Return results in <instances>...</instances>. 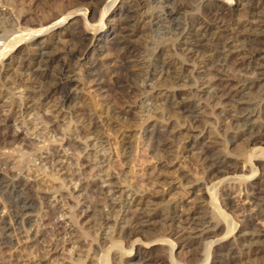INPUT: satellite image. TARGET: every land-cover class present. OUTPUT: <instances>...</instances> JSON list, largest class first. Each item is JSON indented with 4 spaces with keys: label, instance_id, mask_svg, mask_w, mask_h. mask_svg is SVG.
I'll use <instances>...</instances> for the list:
<instances>
[{
    "label": "bare ground",
    "instance_id": "1",
    "mask_svg": "<svg viewBox=\"0 0 264 264\" xmlns=\"http://www.w3.org/2000/svg\"><path fill=\"white\" fill-rule=\"evenodd\" d=\"M17 1L19 2L18 6L20 7L19 8L20 13H17L18 17H17L15 22L13 21L14 22L13 26H11L12 22L8 21L11 24L10 25L11 27H9L11 29L7 30L3 26L2 23L7 16H9V17L13 16L12 11L11 10H0V80H4L3 85H0V145L5 146V147H11L14 149H17L15 147L18 146V152H22L23 146L21 144L24 141L23 137H22V128L23 127H25V129L28 128V130L31 129L34 131H40L41 130L40 126H42V129L47 134L46 138H51V140L57 139V137L59 135L58 132H60V133L62 132V131H58V130L60 128H62L61 124H63V122L65 121L64 117H66V114L64 113V108H65V106H67V109L70 111L72 110L74 112V114L77 116V118L79 119V121L78 120L77 121L79 122L80 125H79V128L77 129V131L75 132V135H77L78 138L80 137L82 139V141L84 140L83 142H85V141L89 142L91 144V146L94 148H97L99 145H100L99 148L102 147L105 143L103 141L104 140V137H103L104 131L102 132V134L99 131V130H101L100 129L101 124L104 123L108 129H111L113 126L112 124L115 123L114 121H118L121 119V117H126L129 114L131 115V112L133 111L132 107L134 105L132 107H130L129 106L130 103H129L127 107H124L123 109L117 110L114 107V105L113 106L111 105L114 102H111V104H110L111 100L110 101L104 100L105 99L104 98V99H102L103 102L100 105L99 110H93L92 108H88L89 106L88 107L85 106L84 105L85 102L83 99L84 97L80 98L78 95H74L72 97L69 96L68 98L66 97L64 99L57 101V100H55V96L58 93V89H46L45 88L46 85L43 82L45 80L47 81V79L49 78L48 77L49 76L48 71L53 67V65L56 62L58 63V60L61 59V55H62L61 51L62 50L60 52L58 50H55V51H53L55 53H51V50L53 48H55V46L57 48L61 45L66 46L70 43L72 44V42H75V41H76L75 43H79L80 41H88L89 45L87 47L85 46L84 51L80 52V54L78 56H77V53H74L72 58L79 57V59L80 58L85 59V61H88L90 64H92V67H93V65L96 64V66H98L101 63V61H102L101 59H103L105 57V54L107 52H110L111 47L116 46V45L120 47V45L127 43L124 40H120V39L118 40V38H117L118 27L116 25L119 19L121 20V18H123L125 15H128L127 17H129L133 13V12H131V10H132L131 7H129L128 4L126 3L127 0H120V1L115 0L116 4L119 1L118 5L116 7L112 8L110 10H105L102 13V15L99 14V15H101V18H100V20L98 19L99 20L98 25L96 24L97 23L96 19H97L99 5L105 4V3H106V5H108L107 0H68V4L63 6V8L61 10H58L57 12H54L53 14L48 15L47 17H45L41 20H38V21L33 20V19L35 18L34 14H35V12H37L36 10L38 9L35 6H37V4L40 2H37V0H30L28 3H27L28 0H17ZM155 1L157 4L156 6L165 5V4H171V5L174 4L175 5V3L181 2L179 0H178V2H177V0H155ZM195 1L198 2L199 8H201V10H203V15L206 16L207 18H211V22L207 23L206 21H204L205 19H203V20L198 19V21L195 23V25L194 26L191 25L192 28L187 30L188 33H184L185 30H183V32L179 34V38L182 37L183 35H186V36L187 35H189V36L194 35L195 40L191 41L190 39H188L184 36V38H182V40L179 41V43L176 44L174 46V48H172V49L170 48L172 52H175V53L179 52L181 54V56H183L186 60H188L192 64L191 65H188V64L185 65L184 63H180L179 61H177V60L175 61L174 59H173L174 61L167 63L165 60L162 63V67H160V72L157 73L158 74L157 75L158 81L163 83L165 81L166 77H169V76L172 77L171 75H174V76H176V78L174 79V83H175L174 85H176V87H177V85H181L180 87H188L189 89L187 92H185V93L183 92V94L182 93L180 94L177 92L171 93V91H169L170 93H168V95H165L166 92L164 94H162L161 92H157V94H156L157 96L154 99H150L148 96L146 98V102H153L154 101L155 104H160L159 107H161V105L163 106L165 103L169 102V103H171V108H170V105L168 103L170 112L176 113V114H180V112H181L182 114L183 113L186 114L187 110L192 108L191 107L192 103L190 102L191 98H198L200 100V103L196 107L197 111L203 110V111H201L203 113H206L207 111L214 112L215 110H217L216 108L221 107L222 109L219 113L223 114L226 117H229V121H230L229 125H232L229 127H231V128L233 127L234 128L233 131H235V129L239 130L240 128H243V127L246 128L245 131L242 130L241 133L235 134L234 142L241 141L244 137H247V138L249 137L248 140H246L248 146L254 145L255 143H259V142H261L260 138L252 137V135H250V133H247V132H253L254 122H255V120L257 121L258 117H257V115L252 113L253 111L251 113L250 112L247 113L248 111L245 108H248L250 106L248 105V107H247V105L244 103H241V101L242 102L244 101L243 99H245V97L248 93L254 91L255 89H257L259 87L264 86V21H257L256 20L257 22L247 23L248 22L247 20H245L247 22H240V20L238 19L239 21L236 22L235 19L233 18V15H232L233 11L229 8L234 0H195ZM238 1H240V0H238ZM206 2H209V3H206ZM6 3H7V0H5V4ZM141 3H143V2H141ZM5 4H2V5L4 6ZM33 6L36 10H32ZM127 6L129 7L130 10L127 8ZM151 6H153V5H151ZM195 6H197V5H195ZM27 7H28V11H26ZM140 7H141V5H140ZM162 7H165V6H162ZM261 7H263L262 9H264V1L263 0H261L260 2L255 4L254 10L257 11V9H260ZM0 8H1V6H0ZM43 9H45V8H43ZM183 9H185V8L182 5L178 6V12L179 11L181 12ZM170 10H171V8H170ZM246 11H248V10H246ZM148 12H149V10H148ZM252 13H253V11H252ZM135 16H136V13H135ZM235 16H237V15H235ZM239 16H240V14H239ZM241 16H242V14H241ZM241 16H240V18H241ZM9 17H8V19H9ZM32 17H34V18L31 19ZM131 17H129V18H131ZM146 17H143V18L146 19ZM245 17H244V19H245ZM135 19H137V18H135ZM145 19L143 21H141L142 20L141 19L140 21L143 23L145 21ZM152 20H150V21H152ZM82 21L87 26V30L80 33V34H73L72 33L73 27L77 23H81ZM135 22H137V20ZM146 22H147V20H146ZM152 24H154V23H152ZM129 26H131V25L129 24ZM144 26H145V29H147L146 27L148 26V24L145 23ZM121 29H123V28H121ZM125 29H126V27H125ZM133 29L135 31H133V32L131 31L130 32L131 35L127 38V41L129 43H130L131 38H135L138 35V33L143 34V31H146L143 28V26H140V25L139 26L135 25V27ZM145 37H143V38H145ZM85 38H87V39H85ZM137 41H140V40L137 39ZM131 44H133V43H131ZM76 46L77 45L74 44V47H76ZM128 46H129V44H128ZM71 49H72V47H71ZM124 49H126V48L124 47ZM113 50H114V48H113ZM118 50H116L117 53H118ZM63 51H64V49H63ZM69 51L67 50V52H69ZM154 53H155V51H154ZM111 54H109V55H111ZM132 55H133V53H128L126 56L121 55L120 58H122L125 61L123 66L126 67V69H132L133 70V72L130 73L133 76L137 71L139 72L142 69H141V64L134 62L135 60L133 61L131 59ZM149 56H150V54H149ZM157 56H158V54L155 53L154 58L152 59V61L155 63V66L158 62ZM106 58L104 60H106ZM116 58H119V55L116 56ZM112 59H113V57H112ZM148 59H150V58H148ZM65 60H67V59H65ZM116 60H118V59H115V61ZM119 61H121V60H119ZM104 62H106V61H104ZM141 62H143V61H141ZM79 64H80V62L77 61V65H79ZM111 64H110V66H111ZM148 65H149V63H148ZM66 67H68V66H66ZM74 68H76V67H74ZM117 68L119 70V67H117ZM117 68H116V66L111 67L110 73L116 74ZM142 68H144V67H142ZM59 69L61 70L62 68H59ZM67 69H65V70H67ZM73 69H71V70H73ZM74 70H76V69H74ZM152 72L150 73V71L148 70V72L147 73L145 72V74H146V76L151 78ZM154 72L156 73L155 70H154ZM57 73H58V71H57ZM122 73H123V71H122ZM232 73H234V76H231ZM100 74H101V72H100ZM98 75L97 74L95 75V71L93 69H89V72H87L85 77L87 79V82H89V81H92L93 78L95 79V77ZM70 76H69V78H70ZM53 77L54 76H52V78ZM52 78H49V79H52ZM49 79H48V81H50ZM75 79H77V78H75ZM152 79H149L146 82L152 83L153 82ZM171 79H173V78H171ZM14 80L15 81L18 80V82H21L23 85H25L24 87H26L27 84H32V83L39 84L37 87H35V89L37 88V89H39V91L34 90L33 93H26V94L23 92L24 95L22 93V95L24 96L23 98L25 100L31 99L32 100L31 102H33V103H30L29 101H27L26 103L19 102L18 105H16V106L11 105V107H8V111H5V108L7 106H9L8 105L9 103L7 102V96L8 95L5 92V90L3 89V87L4 86L8 87V85L12 86L15 84L19 85L18 82L17 83L13 82ZM53 82H55V81H53ZM105 82H104V84H106ZM117 82H118V80H117ZM117 82H116V84H117ZM67 83H69V82H67ZM91 83H94V82H91ZM140 83H142V82H140ZM49 85L51 87V84H49ZM102 85H103V83H102ZM146 86H148L149 88H153V85L148 84ZM154 86H155V84H154ZM28 87H30V86H28ZM23 89L21 88L19 90V92ZM155 90H156V88H155ZM103 91H104V89H103ZM73 92H75V91H73ZM96 92H97V90H96ZM86 94H88V93H86ZM10 95H12V94H10ZM79 95H81V94H79ZM109 95H110V93H109ZM183 95L186 98H182ZM250 95H251V93H250ZM12 96H14V95H12ZM25 96H27V97H25ZM36 96H38L37 97L38 101L35 102L32 98L33 97L36 98ZM87 96H89V94ZM93 96L94 95H92L91 97H93ZM102 97H104V96H102ZM20 98H21V96H20ZM249 98H252V97H249ZM114 100H115V98H114ZM237 100L240 101V103H238L236 106L235 104L237 103ZM144 101H145V99H144ZM247 101H249V100H247ZM99 103H100V101H99ZM248 103L249 102H247V104ZM138 104H141L143 107V105H145V102H142V103L139 102ZM153 104H152V106H153ZM146 105H148V103ZM122 106H125V104ZM149 106L151 107V105H149ZM156 106H158V105H156ZM263 110L264 109H262L261 111H263ZM149 111H151V110H149ZM215 114H217V113H215ZM190 117H191V115H190ZM70 118H72V116ZM225 119H227V118H225ZM227 121H228V119H227ZM250 123H251V125H248ZM174 125H175V123H174ZM220 125H222V124H220ZM227 125H228V123H227ZM64 126H63V128H64ZM73 126L71 125V127H73ZM74 127H76V126H74ZM168 127L158 124L157 120H156V123L152 126L148 125L146 128H144V126H143V129L140 131V133L142 134V137H143V142L142 141L141 142L144 143V146H145L146 145L145 140L146 141L147 140L148 141L153 140L154 137L157 136V134H159V135L160 134L161 135L162 134H164V135L168 134ZM113 128H115V126ZM103 129H105V128L103 127ZM161 129L163 130L162 131L163 133L161 132ZM256 129H257V127H256ZM72 130H70V132ZM194 130H196V129H194ZM224 130L226 131L227 129L225 128ZM110 132H109V134H110ZM113 132L117 136H119L118 130L114 129ZM198 132L200 133L201 131H199V129H198ZM224 132H223V135H224ZM259 132H257V133H259ZM230 134H232V133L230 132ZM254 134H256V133H254ZM41 135H43V133ZM41 135H39V136L41 137ZM122 135H123V132H122ZM262 135H263V133H262ZM106 137H108V136H106ZM187 137L189 139L187 142V148H189V150H191V151H195L197 149V147L200 145L199 136L196 134H191V136L190 135L187 136V134H186V139H187ZM59 138H61V137L59 136ZM66 139H68V138H66ZM73 139H74V137H73ZM61 140H60V142H61ZM106 141H108V139ZM121 141L123 142L125 140H123V138H122ZM62 143H63L61 146L62 150L64 148H65V150H67L66 147L69 145V142H67V141L63 142V140H62ZM75 143H77V142H75ZM119 143H120V141H119ZM108 144L109 143L106 144V147L104 145L103 150H105V152L110 151V153H111L110 155H112L113 153L111 152V149H110ZM240 144H241V142H240ZM59 145H60V143H59ZM124 145H121L122 148L125 147L124 150H127V151L131 150V149H129L130 146L126 147V145L125 146ZM73 146L74 145H72V147ZM76 146H78V145H76ZM11 148H8V149H11ZM75 148H74V150H75ZM78 148L79 147H77L76 150ZM26 149L24 152H26ZM52 151H54V150H52ZM80 151L81 150H79V152ZM64 152H66V151H64ZM72 152H70L69 154H71ZM87 152H88V149H87ZM101 152L102 151H100V153ZM105 152H104V154L106 157ZM67 155L66 156L62 155L61 150L60 151L57 150L56 152H53L52 154H50L49 152L40 153L38 156L35 157V159H34L35 161H34V164L32 165V167H29V168L26 167L27 169L24 172H20V173H18L14 167L10 168L9 163L4 162V160H2L0 158V165L4 167L3 169L1 167V170H0V192L3 195H5V197H4L5 201H3V202L0 201V248H2V251H0V264H21V261H22V260H20L22 258L21 255H20L21 258H19V257H17V255L14 256L13 253L11 254L10 251H9V253L5 252V250L8 248H14L15 251H17L20 247L24 248L23 246H29L30 247L31 244H33L34 246L39 245L38 244L39 240L42 237L46 236V234H51L53 236V238H56L59 241H62L61 243L65 242V237L67 236L68 231L66 230V228L65 229L61 228L62 224L57 222V220H56V218H58L57 216L62 213L63 206H65V205H62L61 204L62 202H59L58 199L55 198L54 201H52V200L50 201V199H51L50 195L51 194L49 195V194H46V192H45L46 195L43 196L44 197L43 200L45 202L41 204V206L44 204V206H42L43 208H41L42 211H40L42 214L41 218L34 220L31 217V214L38 207H37V204L35 203L34 199L29 197L28 194L30 192H32L34 190L35 186H37L39 184L40 185H46V184L48 185V182L46 181L47 179L44 180L43 178L41 179V177L37 176V172H39V171H44V172L48 171L49 173H51L50 175L53 176V178L55 177V179L61 183V186L64 189H66L67 193H70L71 196L77 195L78 198H81L83 200V202H84V203H82L83 206L86 204L89 205L88 199L91 197L90 194L96 198V199H94L96 205L99 203V205L101 206V211L107 212L106 215L108 214V218L106 217L107 219L105 221V224H103V227L101 230V232L104 235L103 238H105L106 240L109 239L111 241H112V239L117 238L116 239L117 242H123V243L125 242L128 244L130 243V241H132L133 242L132 243L133 249L136 248V253L134 254L135 256L124 261L125 264H155V263L163 264L162 263L163 259H155L151 255L150 251L153 250V248H152L153 246L168 245L171 243V240L174 237L175 238L178 237V239H184L185 241H187V239L189 237L192 238V236L195 235L194 233L193 234L192 233H185L184 234V230L187 228V226L189 227L190 225H192L194 223L195 218H198V217H196L197 214H199L200 212L199 213H196L197 211L193 212L192 211L193 208L190 210L189 209L190 207L189 208L187 207L189 210L185 211V210L180 208L179 202L167 203L166 205H160L159 203H161L165 200L164 195H158L156 193H149V192L145 193V191H143V190L137 192V191H135V189L133 188V185H131V183L126 185L125 182L126 183L128 182L127 179H128V171H129L127 169L129 168L128 165L130 162L125 164L126 168L121 171V176L119 177L116 175L117 173L115 174V172L109 170L108 164H104L105 162H103V161H97L95 164H88L87 163L88 165H86L85 163L80 164L81 162L75 161L74 156L73 157L72 156L67 157ZM78 155L79 154H77L76 156H78ZM96 155H100V154H96ZM110 155H109V157H110ZM124 155H126V154H124ZM100 156H102V154ZM200 156H201V160L203 159L204 164H201L199 162L200 163L199 168H200L201 173L203 175H205V177L207 175H211V174L213 175L215 173L219 174L220 169L224 167V164H206L205 162L207 161V159L205 158V156L204 155H200ZM79 157H80V155H79ZM84 157H85V155H84ZM109 157H108V159H110ZM111 158H113V157H111ZM65 159H66V161H65ZM76 159H78V158H76ZM79 160H81V158ZM125 160H126V158H125ZM89 161H91V160L89 159L88 162ZM126 161H128V160H126ZM10 164H12V163H10ZM234 164H236V163H234ZM13 165L16 167L17 164L16 165L13 164ZM233 166H231V167L233 168ZM247 166H249V165H247ZM243 168H247V167H245V165H244ZM17 170H18V168H17ZM236 170L238 171L239 167L235 168L234 171H232V170L231 171H232V173H234V172L237 173ZM152 172L148 174L149 175L148 178H150V179L155 178L154 180L160 181V179H161L160 175L158 176V174L156 175V173H152ZM230 172H229V175H230ZM241 172L242 171L240 170V173ZM39 176H40V174H39ZM45 176H46V174H45ZM182 176L185 180L190 178L189 175H187L185 173V171L182 172ZM207 177H209V176H207ZM183 178H180V180L181 179L183 180ZM48 179H50V178H48ZM211 179L208 181H211ZM192 181H194V180H192ZM184 182H186V181H184ZM246 182H248V181H246ZM196 183H198V182H196ZM52 186H53V184H52ZM258 186L262 187V186L257 184L256 187L251 190L252 191L251 193L248 191L250 193V194L248 193L249 195L245 194L246 196H245V199H244L242 204L240 203V200H237L236 202H234L231 194L228 193L226 196L228 199V203H230V205H231L232 210L238 209L239 207H242L243 210H246L247 212H253L254 209L264 205V189H261ZM263 186H264V184H263ZM252 187H253V185H252ZM50 188L51 187H49V189ZM53 188H54V186L51 188V190ZM192 188H194V187H192ZM172 189H175V188L173 187ZM242 189H244V188H242ZM62 191H64V190H62ZM226 192H228V191H226ZM243 192L246 193L244 190H243ZM64 193H66V192H64ZM0 199H1V197H0ZM62 199H64V198H62ZM212 199L214 200V197H212ZM65 202H66V200H65ZM95 203L91 202L90 206L94 208ZM77 204H76V206H77ZM83 206H82V208H84ZM65 207H67V206H65ZM97 207H99V206L97 205ZM262 209H264V208H262ZM87 210H89V209H87ZM202 210H203V208H202ZM203 211H205V209ZM260 211H261V209H260ZM36 212H37V210H36ZM78 213L77 214L75 213V214L78 215ZM85 215H86V212H85ZM259 215H260V217H263V213H259ZM80 216H82V214ZM201 216H199V217H201ZM61 217H62V215H61ZM85 217H87V216H85ZM249 217H251V216H249ZM249 217H246V218H249ZM88 218H89V216H88ZM251 219H252V217H251ZM88 221H90V220H88ZM96 221H97V219H96ZM197 221H199V220H197ZM47 222H48V224H47ZM244 224H246V223H244ZM96 228H98V227H96ZM209 228H210V226H209ZM223 229H225V228H222L220 225H217L214 228H212L211 230L208 229L209 231L203 232L202 234H200L201 235L200 237H206L208 235L209 236L212 235L213 237L214 236L216 237V235L220 234V232ZM243 231L245 232V234L243 233ZM262 232H264V231H262ZM98 233H100V232H98ZM221 233H223V232H221ZM238 233H240V234L243 233L242 235L247 234V232L241 228H240ZM255 234H256V232H255ZM255 234L254 233L253 234H247V236H246L249 242H253V241L257 240V242H254L255 243L254 245H256V243L258 244V241H260L262 238H264V236L260 237V236H257ZM262 235H264V234H262ZM210 238H212V237H210ZM203 239H205V238H203ZM237 240H238V238H237ZM242 240H244V239H242ZM181 241H179V243ZM232 241L233 240L229 239V235H227L224 238L225 243H223V245L221 246V243L219 242L221 247H220V249L217 248V249H219V254L223 253V252L226 253V254L221 255V256L222 257L224 256L225 259H228V261L231 264H234V263H238V264L239 263L240 264L245 263L246 264V262L247 263H249V262L255 263V261H257V260L259 261L261 259L260 257L262 255H264V249H256L255 246L252 245L253 243L252 244L250 243L251 245H248L247 248H246V246L244 247L246 249V251L243 252L244 254L242 253V255L240 257H238L239 254L237 253L238 258H236V256L232 257L234 255L233 249L232 248L229 249V247H228L229 243ZM187 242H189V241H187ZM187 242H186V244H187ZM245 242H247V241L245 240ZM56 243H58V242H56ZM67 243L70 244L68 246L70 248V250L77 257H79L80 254L78 255V252H77V250H78L77 241L75 242L73 240H70ZM239 243H241V242H239ZM239 243H237V244H239ZM177 244L178 243L176 242V245ZM230 244H233V242ZM259 244H258V246H259ZM62 247H63L62 249L64 252V250L66 248H64V246H62ZM59 248H60L59 245H50L47 249H44L43 254H39L36 256L39 259V263L40 264H55L53 261H51V259L55 255H57L61 252V250ZM170 249H172V248H170ZM41 250H43V249H41ZM19 251H21V250L19 249ZM41 252L42 251H40V253ZM234 252H235V250H234ZM21 254H22V251H21ZM179 256H180L179 253L177 254V256H175L176 258L173 256L171 264L178 263L177 260H180ZM115 259H116V257H114V260ZM118 259H120V258H118ZM188 259L189 258L184 259L181 262L186 264ZM192 259H195V258H192ZM81 260H83V259H81ZM189 261H190V259H189ZM225 261L227 262V260H225ZM194 262H195V260H194ZM168 263H169V261H168ZM192 263H193V261H192ZM56 264H60V263H56Z\"/></svg>",
    "mask_w": 264,
    "mask_h": 264
},
{
    "label": "rangeland",
    "instance_id": "2",
    "mask_svg": "<svg viewBox=\"0 0 264 264\" xmlns=\"http://www.w3.org/2000/svg\"><path fill=\"white\" fill-rule=\"evenodd\" d=\"M14 1L13 0L12 1L11 0H7V3L5 4V0H2V1L0 0V4H1L0 6L2 8V9L0 8V10H11L12 14H13V16H11V17L7 16L4 19V21L6 19L7 20L5 22L3 21V23H2L3 26L7 30L11 29L9 27L14 25L13 23L16 21V19L18 17L17 13H20L19 12L20 11V9H19L20 7L18 6L19 2L17 0L15 2ZM29 1L30 0H28L27 3ZM119 1H118V3H119ZM140 1L143 2V3H141ZM179 1H181V2L175 3V5L174 4H172V5L171 4H165V5L156 6L157 4H156L155 0H127L126 3L128 4L129 7H131V9H132L131 12H133L132 15H130L129 17H131V16L132 17L129 18V17H127L128 15H125L123 18H121V20L119 19L117 24H116L117 27H118V32H117L118 40L119 39L120 40H124L127 43H125L123 45H120V47L117 46V45L111 47L110 48V52H107L105 54V57L103 59H101L102 61H101V63L98 66H96V64H95L92 67V64H90L88 61H85V59H82V58L79 59V57L72 58L74 53H77V56H78L80 54V52L84 51L85 46L87 47L89 45L88 41H80L81 43L80 42L79 43H75L76 42L75 41V42H72V44L70 43V44H68L66 46L65 45H61V46H59L57 48L55 46V48H53L51 50V53H55V52H53L55 50H58L59 52L62 50L61 51V54H62L61 55V59L58 60V63L56 62L53 65L54 68L52 67L48 71V75H49L48 77L49 78H52V76H54V77L52 79L48 78L50 81H48V79H47V81L45 80L43 82L46 85L45 86L46 89H58V93L55 96V100L59 101V100L64 99L66 97L68 98L69 96L72 97L74 95H78L80 98L84 97L83 98L84 102H85L84 105L87 106V107L89 106L88 108H92L93 110H99V107H100V105L103 102L102 99H104V98H105L104 100H109V101L111 100L110 104H111V102H114L111 105L112 106L114 105V107L117 110L118 109H123L124 107H127L129 103H130L129 104L130 107H132L134 105L132 107L133 111L131 112V115L129 114L126 117H121V119L118 120V121H114L115 125L112 124L113 126H112L111 129H108L105 126L104 123H102L101 126H100L101 127L100 128L101 130H99L100 133L102 134V132L104 131L103 132V134H104L103 135V137H104L103 141L105 143L104 145L106 147V144L109 143L108 145H109V147L111 149V152L113 153L112 155H110L111 154L110 151H106L105 152V150H103L104 145L102 147H100V148H99L100 145L97 148H94V147L91 146V144L89 142H86V141L83 142L84 140L82 141V139L80 137L78 138V136L75 135V132L77 131V129L79 128V125H80L79 122H78L79 119L77 118V116L74 114V112L72 110L71 111L68 110L67 106H65L64 113L66 114V117H64L65 121L63 122V124H61L62 128H60L58 130V131H62V132L61 133L58 132L59 135H58L57 139H52L51 140V138H46L47 134L42 129V126H40V129H41L40 131H34V130H31V129L28 130V128L25 129V127H23L22 128V137H23L24 141L21 144L23 146L22 152H18V146L15 147L17 149H14V148H11V147H5V146L0 145V158L2 160H4V162H8L10 168L14 167L15 170L18 173H20V172H24L27 168L32 167V165L34 164V161H35L34 160L35 157L38 156L40 153L49 152L50 154H52L53 152H56L57 150L58 151L61 150L62 155L66 156L68 154L67 157H71V156L73 157L74 156V160L81 162L80 164L85 163L86 165H88V164H95L97 161H103V162H105L104 164H108V169L113 171V172H115V174L117 173L116 175L119 176V177L121 176V171L126 168L125 164L130 162L129 165H128L129 168L127 169L129 171H128V179H127L128 182L127 183L125 182L126 185L131 183V185H133V188L137 192L143 190V191H145V193L149 192V193H156L158 195H164L165 196V200L163 202L159 203L160 205H166L167 203L179 202L180 208L185 210V211H187L189 209L191 210L193 208L192 209L193 212L194 211L195 212L197 211L196 213L200 212L199 213L200 215L197 214L196 217H198V218H195L194 223L192 225H190L189 227L187 226V228L184 230V234L185 233H192V234L194 233L196 236L193 235L194 237L193 236H192V238L189 237L187 239V241H189V242L185 241L184 239H178V237H176V238L174 237L171 240V243L168 244V245H165V246H153L152 247L153 250L150 251L151 255L153 256V258H155V259H163L162 260L163 264H171L173 256L175 257L179 253L180 260H177L178 263H174V264H182L183 262H181V261L184 260V259H187V258H189L190 261L188 259L186 264H190V263L191 264H219V263L220 264H231L228 261V259H225L224 256L223 257L221 256V255L226 254L225 252L219 254V249L223 245V243H225L224 242V238L227 235H229V239L230 240H233L232 241L233 244H230V243H232V242H230L228 247H229V249H231V248L233 249L234 255L232 257L236 256V258L240 257L242 255V253L246 251V249L244 248L245 246L247 248L248 245H251L252 243H253L252 245H254L255 244L254 242H257V240H255L253 242H249L247 237H246L247 234H253V233L255 234V232H256L255 235L260 236V237L264 236V235H262V234H264V232H262V231H264V228H263L264 227V209H262V208H264V205L254 209L253 212H247L246 210H243L242 207H239L238 209L232 210L231 205H230V203H228V199H227V196H226L229 193V194H231L234 202H236L237 200H240V203L242 204L244 199H245V196L249 195L252 192L251 190L253 188H255L257 184L262 186V187L258 186L259 188L264 189V186H263V184H264V110L261 111L262 109H264V90H263L264 86L255 89L256 91L254 90V91L250 92L252 96L250 95V93H248L246 95L245 99H243L244 101L243 102L241 101V103L246 104L247 107H248V105L250 106L248 108H245L248 111L247 113H249V112L251 113L253 111L252 113L257 115V117H258L257 121L255 120V122H254L253 132H247V133H250V135H252V137L260 138L261 142L255 143L254 144L255 146L254 145H250V146L247 145V141L246 140H248L249 137L248 138L244 137L241 141L234 142L235 134L241 133L242 130L245 131L246 128L243 127V128H240L239 130L235 129V131H233L234 128L233 127L232 128L229 127V126H232V125H229V122H230L229 121V117H226L223 114L219 113L221 111V109H222L221 107L216 108L217 110H215L214 112L207 111L206 113H203V112H201L203 110H201V111H197L196 110L197 109L196 107L199 105L200 100L198 98H191L192 101L190 100V102L192 103V106H191L192 108L187 110L186 114L185 113L182 114L181 112H180V114H176V113L170 112L169 105H170V108H171V103H169L167 101H166L167 103L164 102L165 104L163 106L161 105V107H159L160 104H155L154 101L153 102H146V98L148 96H149L150 99H154L157 96L156 95L157 92H161L162 94H164L166 92L167 94L165 93V95H168V93H170L169 91H171V93L172 92L173 93L177 92V93H180V94L181 93L183 94V92L185 93V92L188 91V89H189L188 87H180L181 85H177V87H176V85H174L175 84L174 83V79L176 78V76L171 75L172 77H170V76L166 77L165 81L162 83V82L158 81V79H157L158 78L157 77L158 74L157 73L160 72V67H162V63L165 60H166L167 63L172 62L174 60L175 61L177 60L180 63H184L185 65L186 64L191 65L192 63L189 62L188 60H186L183 56H181V54L179 52H177V53L172 52L171 49L174 48V46L176 44H178L179 41H181L182 38H184V36L186 38L190 39L191 41L195 40V36L194 35H190V36L189 35H187V36L183 35L182 37L179 38V34L182 33L183 30H185L184 33H188L187 30L191 29L192 26H194L195 23L198 21V19H202V20L205 19L204 21H206L207 23L211 22V18H207L206 16L203 15V10H201V8H199L197 1H195V0H179ZM260 1L261 0H259V1L258 0H252V1L251 0H240V1L234 0L229 8L233 11L232 15H233V18L235 19V21L236 22L239 21V20H240V22H247L248 21L247 23H249V22H257V21H264V18H263L264 17V9H262L263 7H261L260 9H257V11L254 10L255 4H257ZM37 2H40V3L37 4V6H35L38 9L36 10L34 8V6L32 7V10H36L37 11L34 14L35 18L34 17L31 18V19L34 18L33 20H36V21L41 20V19L47 17L48 15H51L54 12H57L58 10H61L63 8V6L68 4V0H37ZM107 2H108V5H106V3L99 5L97 19H96V22H97L96 24L97 25L99 24V20L101 18V15H102V13L105 10H110V9H112V8H114V7H116L118 5V3L117 4L115 3V0H107ZM177 2H178V0H177ZM206 3H209V2H206ZM2 4H5V5L3 6ZM140 5H141V7H140ZM151 5H153V6H151ZM179 5H182L185 8L181 12L180 11L178 12V6ZM195 5H197V6H195ZM128 6H127V8L129 9ZM162 6H165V7H162ZM43 8H45V9H43ZM146 8L149 10V12H148V10ZM170 8H171V10H170ZM246 10H248V11H246ZM26 11H28V7L26 8ZM252 11H253L254 14L252 13ZM135 13H136L137 17L135 16ZM99 14H101V15H99ZM239 14H240V16L242 14L241 18L239 16ZM235 15H237L238 17L235 16ZM142 16L143 17L147 16V17L145 19ZM8 17H9L10 20L8 19ZM244 17H245V19H244ZM135 18H137V19H135ZM144 19H145L144 22L146 24H148V26L146 27L147 29H145V26H144L145 23L143 22L144 23L143 24L141 22ZM136 20H137V22H135ZM146 20H147V22H146ZM150 20H152V21H150ZM245 20H247V21H245ZM8 21L12 22L11 23L12 25ZM152 23H154V24H152ZM129 24L131 26H129ZM138 24L140 26H143V28L146 31H143V34L142 33H138V35H137L138 37L136 36L135 38H131L130 43H129L127 41V38L131 35L130 34L131 31L132 32L135 31L133 29L135 27V25L139 26ZM125 27H126V29H125ZM121 28H123L124 30L121 29ZM86 30H87V26L82 21L81 23H77L73 27L72 33L73 34H80V33L84 32ZM143 37H145L146 39L143 38ZM85 39H87V38H85ZM137 39L140 40V41H137ZM131 43H133V44H131ZM74 44L77 45V46L74 47ZM128 44H129V46H128ZM71 47H72V49H71ZM124 47L126 49H124ZM113 48H114V50H113ZM168 48L169 49L171 48V49L169 50ZM63 49H64V51H63ZM115 49L116 50L119 49L118 53L119 52L120 53L118 54ZM67 50L68 51L70 50L69 51L70 53L67 52ZM153 50L155 51V53L158 54V56H157V61L158 62L156 64V66H155V63L152 61V59L154 58V54H155ZM111 53L113 55L115 53L116 54L113 56ZM128 53H133L131 59L133 61L135 60L134 62H137V63L141 64V69L142 70L139 71V72L137 71L133 76L130 74V73L133 72V70L132 69H126V67L123 66L125 61L122 58H120L121 55H125L126 56ZM167 53L168 54L170 53V54L168 55ZM109 54H111V55H109ZM117 54L119 55V58H116V56H118ZM149 54H150V56H149ZM112 57H113V59H112ZM105 58H106V60H104ZM148 58H150V59H148ZM65 59H67V60H65ZM115 59H118V60L115 61ZM119 60H121V61H119ZM77 61L80 62L79 65H77ZM104 61H106V62H104ZM141 61H143V62H141ZM148 63H149V65H148ZM110 64H111V66H110ZM66 66H68V67H66ZM113 66H116V68L119 67V70L117 68L116 74L115 73H110V69ZM74 67H76V68H74ZM142 67H144V68H142ZM59 68H62V69L60 70ZM73 68L76 69V70H74ZM152 68L156 71V73L154 72V70ZM65 69H67V70H65ZM71 69H73V70H71ZM89 69H93L95 71V75L96 74L97 75L99 74V75L96 76L95 79L93 78L92 81L87 82V79H86L85 75L87 74V72H89ZM148 70L150 71V73L153 71L152 74H151V76H152L151 78L146 76V74H145V72L147 73ZM57 71H58V73H57ZM96 71L97 72L99 71V72L97 73ZM122 71H123V73H122ZM100 72H101V74H100ZM69 76H70V78H69ZM231 76H234V73H232ZM75 78H77V79H75ZM171 78H173V79H171ZM149 79H152L153 82L152 83H147L146 81L149 80ZM117 80H118V82H117ZM53 81H55V82H53ZM3 82H4V80H0V85H3ZM13 82L17 83L18 80H16V81L14 80ZM67 82H69V83H67ZM91 82H94V83H91ZM104 82L106 84H104ZM116 82H117V84H116ZM140 82H142V83H140ZM20 83L21 82H18L19 85L15 84V85H12V86L8 85V87L7 86L3 87V89L5 90V92L8 95L7 96V102L9 103L8 104L9 106H7L5 108V111H8V107H11V105H13V106L14 105L15 106L18 105L19 102L26 103L27 101H29L30 103H33V102H31L32 101L31 99L30 100H28V99L25 100L23 98L24 97L23 95H24V93L25 94L26 93H33L34 90L39 91V89H37V88L35 89V87H37L39 84L32 83V84H27L26 87H24L25 85H23L22 83L20 84ZM102 83H103V85H102ZM47 84L48 85L51 84V87H50V85L48 86ZM148 84L149 85H153V88H149L148 86H146ZM154 84H155V86L156 85L157 86L155 87ZM28 86H30V87H28ZM154 87L156 88V90H155ZM21 88L22 89L24 88V89L19 92V90ZM95 89L97 90V92H96ZM103 89H104V91H103ZM73 91H75V92H73ZM22 93H23V95H22ZM86 93H88L89 96H87L88 94H86ZM109 93H110V95L111 94L112 95L110 96ZM10 94H12L14 96H12ZM79 94H81L82 96L79 95ZM92 95H94V96L91 97ZM20 96H21V98H20ZM102 96H104V97H102ZM25 97H27V96H25ZM37 97L38 96H36V98L33 97L32 99L36 102V101H38ZM249 97H252V98H249ZM114 98H115V100H114ZM182 98H186V97L183 95ZM144 99H145V101H144ZM246 99L249 100V101H247ZM99 101H100V103H99ZM136 101L138 103L139 102L140 103L145 102V105H143V107H142V105L138 104ZM247 102H249L250 104L249 103L247 104ZM147 103H148V105H146ZM168 103H169V105H168ZM238 103H240V101L237 100V103L235 105L237 106ZM124 104H125V106H122ZM152 104H153V106H152ZM149 105H151V107ZM156 105H158V106H156ZM138 109L139 110L141 109V110L139 111ZM149 110H151V111H149ZM215 113H217V114H215ZM190 115H191V117H190ZM71 116H72V118H70ZM225 118H227L228 121ZM156 120H157V123L160 124V125H164L166 127L169 126L168 127V134H165V135L164 134H162V135L161 134L160 135L157 134V136L154 137L153 140H149V141L147 140L148 142L145 140V144L146 145L144 146V143H142L143 142V137H142V134L140 133V131L143 129V126H144V128H146L148 125L149 126L154 125L156 123ZM174 123H175V125H174ZM227 123H228V125H227ZM220 124H222V125H220ZM71 125L72 126L74 125L76 127H74V126L71 127ZM248 125H251V123L248 124ZM63 126H64V128H63ZM114 126H115V128H113ZM103 127L105 129H103ZM256 127H257V129H256ZM225 128L227 129L226 131L224 130ZM114 129L119 131V136L120 137L117 136L113 132ZM194 129H196V130H194ZM198 129H199V131H201L200 133L198 132ZM70 130H72V131L70 132ZM121 131L123 132V135H122ZM162 131L163 130L161 129V132ZM109 132H110V134H109ZM223 132H224V135H223ZM230 132L232 134H230ZM257 132H259V133H257ZM42 133H43V135H41ZM254 133H256V134H254ZM262 133H263V135H262ZM186 134H187V136H189V135L191 136V134H196V135L199 136L200 145L197 147V149L195 151H191V150H189V148H187V142H188L189 139H188V137L186 139ZM39 135H41V137ZM59 136L61 138H59ZM106 136H108V137H106ZM73 137H74V139H73ZM66 138H68V139H66ZM122 138L126 142L125 141L122 142L121 141ZM61 139L63 140V142H65V141L69 142V145L66 147L67 150H65V148L62 150L61 146H62L63 143H62ZM107 139H108V141H106ZM60 140H61V142H60ZM118 140L120 141V143H119ZM74 141L77 142V143H75ZM58 142L60 143V145H59ZM240 142H241V144H240ZM123 143L126 145V147L130 146L129 149H131V150H128V151L124 150L125 147H123V148L121 147V145H124ZM72 145H74L76 148L79 147L77 149L78 151L76 150V148L74 146L72 147ZM76 145H78V146H76ZM8 148H11V149H8ZM74 148H75V150H74ZM25 149H26V152H24ZM87 149H88V152H87ZM52 150H54V151H52ZM79 150H81L80 151L81 153L79 152ZM64 151H66V152H64ZM100 151H102V152L100 153ZM70 152H72V153L69 154ZM104 152L106 153V157H105ZM95 153L96 154H100V155L102 154V156L96 155ZM77 154H79L80 157H79V155L76 156ZM124 154H126V155H124ZM128 154L129 155L131 154V155L129 156ZM199 154L205 156V158L208 161V162L207 161L205 162L206 164H224V167L221 168L220 171H219L220 175L216 174V173L213 174V175L212 174L211 175H207V176H209V177L206 176L208 178L207 179L205 177V175H203L201 173L200 168H199V164L200 163L204 164L203 163V159L201 160V156ZM84 155H85V157H84ZM109 155H110V157H109ZM108 157L110 159H108ZM111 157H113V158H111ZM76 158H78V159H76ZM80 158H81V160H79ZM125 158L128 161H126ZM87 159L88 160L90 159L92 162L91 161L88 162ZM65 161H66V159H65ZM10 163H12V164H10ZM234 163H236V164H234ZM13 164H15V165L17 164L16 167ZM244 165L247 168H243ZM247 165H249V166H247ZM231 166H233V168ZM1 167H2V169L4 168L3 166L0 165V170H1ZM238 167H239V170L238 171L236 170L237 173H235V172L232 173V171H234L235 168H238ZM17 168H18L19 171L17 170ZM240 170L242 171L241 173H240ZM184 171L190 177L187 180H185L183 178V176H182V172H184ZM151 172L152 173H156V175L158 174V176L160 175V177H161L160 181L154 180L155 178H153V179L148 178V176H149L148 174L151 173ZM229 172H230V175H229ZM39 174H40V176H39ZM45 174H46V176H45ZM50 174L51 173H49L48 171L47 172H44V171L37 172V176L38 177H41V179L43 178L44 180L47 179L46 181L48 182V185L47 184L46 185H40L39 184V185L35 186V188H34L35 191L33 190L32 192H30L28 194L29 197L34 199V201H35V203L37 204V207H38L36 209L37 212L35 210L31 214V217L34 220L41 218L42 214H41L40 211H42L41 208H43L42 206H44V204L42 206H41V204L45 202L43 200L44 199L43 196H45L46 194H49V195L51 194L50 195V198H51L50 201L51 200L54 201L55 198L58 199L59 202H62L61 203L62 205L67 206V207L63 206L62 213L59 214L60 216L59 215L57 216L58 218H56L57 222L62 224L61 228H63V229L66 228V230L68 231L67 236L65 237V242L61 243L62 241H59L58 239L53 238V236L51 234H46V236L42 237L39 240V243H38L39 245H36L37 247L34 246L33 244H31L30 247L29 246H23L24 248L20 247L19 249L22 251V254H21V251H19V249L17 251H15L14 248H8V249L5 250V252L9 253V251H10L11 254L13 253L14 256L17 255V257H19V258H21V256H22V258L20 259V260H22L21 264H40L39 263V259L36 256L39 255V254H43L44 249H47L50 245H59L60 246L59 249L61 250V252L59 254L55 255L52 258L53 260L51 259V261H53L55 264L56 263H60V264L61 263L62 264H65V263L66 264H113V263L114 264H125L124 261H126V260L130 259L131 257L135 256L134 254L136 253V248L133 249V244H132L133 242L132 241H130V243L128 244V243H125V242L124 243L123 242H117V240H116L117 238L112 239V241L109 240V239L106 240L105 238H103L104 235L101 232V230H102L103 224H105V221L108 218V214L106 215L107 212H102L101 211V206L99 205V203L97 204L99 207H97V205H96V203L94 201V199H96V198L93 197V195L90 194L91 197L88 199L89 200V205L86 204V205L83 206L82 203H84V202H83V200L81 198H78L77 195H72L71 196L70 193H67L66 189H64L61 186V183L59 181H57L55 179V177L53 178V176H51ZM47 177L50 178V179H48ZM180 178H183V180L182 179L180 180ZM209 178L210 179L212 178L211 181H208V180H210ZM192 180H194V181H192ZM184 181H186V182H184ZM246 181H248V182H246ZM196 182H198V183H196ZM52 184H53L54 188L51 190V188L53 187ZM252 185H253V187H252ZM172 186L175 189H172L173 188ZM49 187H51V188L49 189ZM192 187H194V188H192ZM242 188H244V189H242ZM62 190H64V191H62ZM243 190L246 193H244ZM226 191H228V192H226ZM45 192H46V194H45ZM64 192H66V193H64ZM0 197H1V199H0L1 202L5 201V198H4L5 195H3L1 192H0ZM61 197L64 198L66 200V202ZM212 197H214V200L212 199ZM91 202L95 203L94 208L90 206ZM76 204H77V206H76ZM82 206L84 208H82ZM187 207L188 208L190 207V208L188 209ZM202 208H203V210L205 209V211H203ZM87 209H89V210H87ZM260 209H261V211H260ZM85 212H86V215H85ZM75 213L76 214L78 213V215H76ZM259 213H263V217H260ZM81 214H82V216H80ZM61 215H62V217H61ZM85 216H87V217H85ZM88 216H89V218H88ZM199 216H201V217H199ZM249 216H251L252 219ZM246 217H249V218H246ZM87 219L90 220V221H88ZM96 219H97L98 222L96 221ZM197 220H199V221H197ZM244 223H246V224H244ZM47 224H48V222H47ZM217 225H220L222 228H225V229H223L221 231L223 233L220 232V234H217L216 237L215 236L213 237L212 235H210V236L208 235L206 237H200L201 236L200 234H202L203 232H207V231L211 230L212 228H214ZM209 226H210V228H209ZM96 227H98V228H96ZM240 228L244 229L247 232V234L246 235H242L243 233L245 234L244 231L241 234L238 233ZM98 232H100V233H98ZM210 237H212V238H210ZM203 238H205V239H203ZM237 238H238V240H237ZM242 239H244V240H242ZM70 240H73L75 242L77 241V243H78L77 252H78V255L80 254L81 256L79 255V257H77L70 250V248L68 247L70 244L67 243ZM245 240L247 242H245ZM179 241H181V242L179 243ZM56 242H58V243H56ZM176 242L178 243L177 245H176ZM186 242H187V244H186ZM219 242L221 243V246H220ZM239 242H241V243H239ZM237 243H239V244H237ZM258 244H259V246H258ZM258 244L256 243V245H254L256 249H264V238H262L260 241H258ZM62 246H64V248H66L64 250V252H63V249H62L63 247ZM170 248H172V249H170ZM217 248H219V249H217ZM41 249H43V250H41ZM234 250H235V252H234ZM0 251H2V248H0ZM40 251H42V252L40 253ZM237 253L239 254V256L237 255ZM114 257H116L115 260H114ZM117 257L120 258L121 260L118 259ZM192 258H195V259H192ZM260 258H259L260 260L259 261L258 260L255 261V263L254 262L253 263L252 262H249V263L246 262V264H264V255H262ZM81 259H83V260H81ZM194 260H195V262H194ZM225 260H227V262ZM168 261H169V263H168ZM192 261H193V263H192ZM155 264H160V263H155ZM234 264H238V263H234ZM241 264H245V263H241Z\"/></svg>",
    "mask_w": 264,
    "mask_h": 264
}]
</instances>
